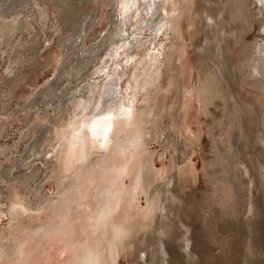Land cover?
Masks as SVG:
<instances>
[{
	"label": "rangeland",
	"instance_id": "rangeland-1",
	"mask_svg": "<svg viewBox=\"0 0 264 264\" xmlns=\"http://www.w3.org/2000/svg\"><path fill=\"white\" fill-rule=\"evenodd\" d=\"M115 1L0 0V21L4 19L11 25L0 32V264H73L77 252L96 238L100 241L102 264H135L139 244L145 258L155 253L157 245L150 239L153 227L149 226L135 233L132 249L118 255L113 249L116 229L148 213V190L134 196L140 172L146 168L150 190L155 188L163 194L172 183L173 191L184 193L188 199L209 201L212 212L206 223L219 234L220 247L211 253L193 244L196 263L232 264L235 258H231L241 248L232 228L237 215L229 206L222 209V193L213 187L211 177L219 172L213 158L219 145L228 140L220 130L224 122L221 118L227 115L226 102L216 98L206 113L197 91L203 17L208 4L205 0H181L185 9L178 15L176 29L161 32L156 28L162 25V18H147L143 13L144 20H148L146 26L140 24L141 12H137L129 21L130 12L122 11L120 17ZM139 4L141 11L145 0ZM168 7L172 9L171 4ZM252 13L255 17L256 9ZM260 22H253L252 30L245 35V45L264 42ZM127 38L137 48L123 41ZM231 43L229 56L237 63L242 45ZM131 53H137L135 62ZM145 69L148 73L157 70L161 79L149 91L140 90L138 94L137 120L126 135L133 140L135 132H140L137 146L114 149L105 158L90 161L82 178L75 179V170L71 174L65 171L66 149L59 160L55 156L70 114L78 112L69 99L84 94L94 80L104 81L106 75L116 72L123 74L121 98L126 99L130 82L135 78L144 80ZM232 79L237 103L250 107L252 120L262 96L244 82L238 83L236 76ZM246 120L243 146L234 145V129L229 139L240 167L255 174L247 178L248 183L254 181L253 186L245 183L244 188L250 189L249 196L257 201L264 196V190L258 188L257 172V164L264 169V153L255 150L254 123ZM126 168L124 177L114 181L113 175ZM54 176H61L67 188L62 201L61 184ZM104 187L111 189L115 210L105 229L86 233L89 221L106 204L100 196ZM258 204L255 235L260 233L264 240V202ZM66 205L78 207L63 219ZM51 224L55 226L51 233L42 238L36 235ZM226 250L229 255L223 252Z\"/></svg>",
	"mask_w": 264,
	"mask_h": 264
},
{
	"label": "bare ground",
	"instance_id": "bare-ground-1",
	"mask_svg": "<svg viewBox=\"0 0 264 264\" xmlns=\"http://www.w3.org/2000/svg\"><path fill=\"white\" fill-rule=\"evenodd\" d=\"M139 3L140 0H116L115 9L119 14H122V11L130 12L129 16H127L129 21L135 17L137 12H141L139 22L146 26L148 20H144V15L147 18L151 16L162 18V25L156 28V31L161 32L166 30V28H170L174 32L178 15L185 9L181 0H145L144 7L141 11H139ZM205 3L208 4V7L204 11L203 44L198 58L200 68L197 82L198 100L201 107H204V112L208 111V107L215 104L216 98L219 97L226 102L227 107V115H224L226 117L224 119L221 118L224 122L221 119L219 120L223 122L220 128L221 134L228 136V140L226 139L225 143L220 142L218 152L213 158V161L218 165L217 172H219L217 174L213 172L211 176L213 180L212 184L214 185L213 187L217 188L218 192L221 191L222 193V209L225 207L228 208L229 206L235 210H233L235 212L233 213L237 215L232 228L236 232V237L238 236L239 238L241 248L240 252H236L237 254L231 258V260L235 258L231 263L264 264V240L260 233L258 234L259 236L255 235L257 226H259V222L255 221L258 213L257 207L260 205L258 203L264 202V196L260 197V199L256 198L257 201L253 200L249 196L250 189L246 190L244 188L245 183H248L247 178H251L255 174L252 176L251 169L247 170L246 168L240 167L237 153L232 149L231 140L229 139L230 130L234 129V145L236 148H239L240 143L241 147L243 146V136L245 135L243 133V129L245 128H243V122H248L246 120L248 119L254 123L252 132L255 136L252 138L253 143L252 140L251 143L254 144L256 151L264 153V42H254L246 45L243 43L245 35L252 30L253 22L256 20L261 21V30L264 33V0H205ZM170 4L172 9L169 10L168 6ZM252 9H256L255 17ZM127 12L126 14H128ZM143 13L144 15H142ZM123 14L125 13L123 12ZM9 24L4 19L1 20L0 32L4 33L11 26ZM177 27L179 26L177 25ZM81 39L84 40V38ZM130 39L132 40V38ZM139 40L141 39H138V42ZM123 41H127L131 47L135 45L132 43L133 40L130 41L128 38L123 39ZM231 42H234L237 46L242 45V56L239 62L236 61L237 63H234L229 56L228 50L230 44H232ZM81 43L83 45V42ZM135 46L137 48V45ZM66 51L68 52V50ZM136 57L137 53L131 56L132 62L136 61ZM150 61L153 62L154 59H150ZM151 65L153 67L152 63ZM154 67L156 68V66ZM61 70L62 67L59 68V73ZM229 70H232V74L229 73ZM154 71L150 70V73H148V69H145V75L147 76L144 80L139 81L135 78L130 82V92L128 97H126L127 100L125 98L122 99L123 97L121 98L123 74L119 72L106 75L107 77L104 81L94 80L88 85L85 90L86 92H83L84 94L79 91L81 94L74 95L73 98L69 99V102L76 104L75 106L78 107V112L72 116L70 114L69 121L65 125L67 127L66 131L65 133H61L62 138H60V141L59 139L57 140L61 144L59 143L60 147L56 149L55 153L56 159L59 160L62 150L66 149L67 157H65L67 167L65 171L67 173L71 174V171L75 170V179H80L84 174L83 169L90 161L103 156L105 158L114 149H122L130 145L133 147L137 146L140 132H135L136 135L133 140H128L126 135L137 120V100L140 90L149 91V88L155 85L159 77L161 79L157 70ZM229 75L232 77H229ZM233 76L238 78V83L244 82L262 96L260 98L262 101L257 116L252 120L250 119L252 116V113L250 115V107L245 108L239 106L237 103L231 82L233 81ZM51 130L53 131V127H51ZM250 168L253 167L251 166ZM146 169L140 172L134 196L141 191L147 192L148 190V213H143L136 220L127 221L125 225L119 226L116 229L113 237V249L115 253L118 255L121 251L132 249L135 244L134 237H136L137 232L140 229L144 230L146 227L148 228V226L153 227V236L150 239L155 242L157 248L155 253H148L150 256L145 254V258L144 255L142 256V246L139 244L135 264H172L173 262L197 264L196 259H194L195 257L193 258V246L195 243L197 246H201L211 253L215 252L214 250L220 247L218 246L219 239L217 240L219 234H215L217 231L214 229V231L212 229L210 230L209 223H206L209 214L212 212L209 201L201 198L197 203L191 200V198L188 199L183 195L184 193L181 194L180 191H173L171 188L172 183L165 188L163 194H161L160 190L156 191L155 188L150 190L145 173ZM254 171L256 170L254 169ZM126 172L127 168L113 175L114 181L123 178ZM257 172L259 178V180L257 179L259 181L258 188L264 190V169L259 164H257ZM60 177L54 176V179L57 183L61 184L59 195L60 200H63L66 198L65 192L67 188L61 183L62 178ZM248 184L252 187L254 181L249 180ZM111 188L113 189L112 186ZM110 194L111 189L104 187L103 193L100 196L106 200V204H103L104 206L101 205L103 208L99 214L89 221V227L86 233H93L105 229L110 215L115 210V205L111 202ZM218 199L220 200V198ZM67 205L65 207L66 212L61 217L63 219L67 218L78 207L75 208L74 206ZM212 226L214 228L216 225L214 226L212 224ZM54 229V224H51L41 232L39 229L36 235L42 238ZM223 241L224 244L226 241L225 239ZM226 248L227 246L224 249ZM223 252L227 253V250ZM227 254L229 255V253ZM227 258L230 257L228 256ZM72 262L73 264H102L99 239L96 238L89 244H86L82 248V251L77 252Z\"/></svg>",
	"mask_w": 264,
	"mask_h": 264
}]
</instances>
